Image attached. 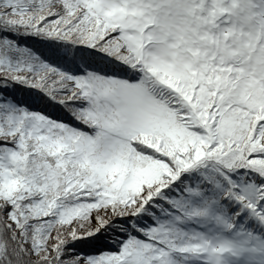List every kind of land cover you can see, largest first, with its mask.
Returning <instances> with one entry per match:
<instances>
[{
    "label": "snow or ice",
    "instance_id": "1",
    "mask_svg": "<svg viewBox=\"0 0 264 264\" xmlns=\"http://www.w3.org/2000/svg\"><path fill=\"white\" fill-rule=\"evenodd\" d=\"M0 264H264V0H0Z\"/></svg>",
    "mask_w": 264,
    "mask_h": 264
}]
</instances>
